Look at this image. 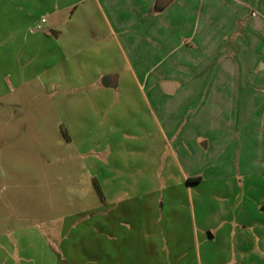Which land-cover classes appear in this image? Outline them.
<instances>
[{
  "label": "rangeland",
  "instance_id": "obj_1",
  "mask_svg": "<svg viewBox=\"0 0 264 264\" xmlns=\"http://www.w3.org/2000/svg\"><path fill=\"white\" fill-rule=\"evenodd\" d=\"M47 1L0 0V264H264V173L188 182L92 0Z\"/></svg>",
  "mask_w": 264,
  "mask_h": 264
},
{
  "label": "crops",
  "instance_id": "obj_2",
  "mask_svg": "<svg viewBox=\"0 0 264 264\" xmlns=\"http://www.w3.org/2000/svg\"><path fill=\"white\" fill-rule=\"evenodd\" d=\"M41 2L33 33L50 12ZM92 2L183 178H207L188 157L201 145L207 179L264 173V0Z\"/></svg>",
  "mask_w": 264,
  "mask_h": 264
},
{
  "label": "water",
  "instance_id": "obj_3",
  "mask_svg": "<svg viewBox=\"0 0 264 264\" xmlns=\"http://www.w3.org/2000/svg\"><path fill=\"white\" fill-rule=\"evenodd\" d=\"M163 1L164 2L161 5L165 4V0H163ZM100 82H101V85L104 86V87H115V85H116V75L105 74V75L101 76ZM209 237H210V235H209ZM61 263L62 264H67V262L64 259L61 260Z\"/></svg>",
  "mask_w": 264,
  "mask_h": 264
},
{
  "label": "trees",
  "instance_id": "obj_4",
  "mask_svg": "<svg viewBox=\"0 0 264 264\" xmlns=\"http://www.w3.org/2000/svg\"><path fill=\"white\" fill-rule=\"evenodd\" d=\"M196 180H198V179H197V178H187V181H188V182L196 181Z\"/></svg>",
  "mask_w": 264,
  "mask_h": 264
}]
</instances>
